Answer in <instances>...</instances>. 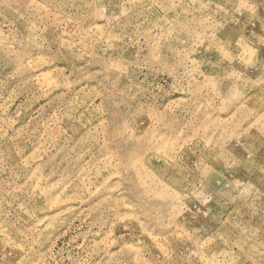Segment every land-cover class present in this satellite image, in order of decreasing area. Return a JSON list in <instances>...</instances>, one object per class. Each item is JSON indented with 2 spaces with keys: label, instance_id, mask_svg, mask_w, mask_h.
Segmentation results:
<instances>
[{
  "label": "rangeland",
  "instance_id": "1",
  "mask_svg": "<svg viewBox=\"0 0 264 264\" xmlns=\"http://www.w3.org/2000/svg\"><path fill=\"white\" fill-rule=\"evenodd\" d=\"M0 264H264V0H0Z\"/></svg>",
  "mask_w": 264,
  "mask_h": 264
}]
</instances>
